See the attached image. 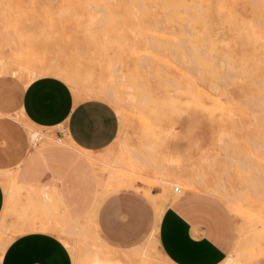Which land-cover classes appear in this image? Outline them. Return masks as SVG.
Listing matches in <instances>:
<instances>
[{"label": "rangeland", "instance_id": "obj_1", "mask_svg": "<svg viewBox=\"0 0 264 264\" xmlns=\"http://www.w3.org/2000/svg\"><path fill=\"white\" fill-rule=\"evenodd\" d=\"M134 2L0 0V112L16 109L18 86L49 66L76 101L97 99L86 94L92 88L116 95L115 103L99 98L118 125L92 153L100 182L86 210L64 227L38 225L58 233L73 264H171L158 248L156 216L176 198L202 194L233 220L232 250L218 264L260 263L264 0ZM33 128L32 150L65 142L59 127ZM11 232L1 219V251Z\"/></svg>", "mask_w": 264, "mask_h": 264}, {"label": "crops", "instance_id": "obj_2", "mask_svg": "<svg viewBox=\"0 0 264 264\" xmlns=\"http://www.w3.org/2000/svg\"><path fill=\"white\" fill-rule=\"evenodd\" d=\"M68 87L51 74L39 75L18 86L16 109H6L9 115L0 112V171L11 173L20 189L19 195L8 197L0 182V220L14 235L0 264H73L58 233L38 224L50 227L59 219L63 225L86 210L92 186L100 182L86 153L92 155L112 142L118 120L107 102L76 101ZM33 126L61 128L66 144L58 138L60 145L32 150L29 145L40 138L31 142L29 130L40 134ZM31 224L38 226L30 229ZM158 225V248L177 264L223 262L236 238L230 216L202 194L170 201ZM259 261L256 264H264V259Z\"/></svg>", "mask_w": 264, "mask_h": 264}, {"label": "bare ground", "instance_id": "obj_3", "mask_svg": "<svg viewBox=\"0 0 264 264\" xmlns=\"http://www.w3.org/2000/svg\"><path fill=\"white\" fill-rule=\"evenodd\" d=\"M131 1V0H130ZM132 2H134V0H132ZM169 2V1H168ZM135 3V2H134ZM139 4V3H138ZM133 5V4H132ZM135 5H137V4H135ZM146 7V6H145ZM138 9V8H137ZM144 11V10H143ZM164 12H166L165 10H164ZM188 13H189V11H188ZM178 14V13H177ZM195 54V53H194ZM197 57H198V54H197ZM200 59V58H199ZM196 61V60H195ZM202 62V61H201ZM4 70V69H3ZM61 71H58V70H54V69H52V67H45V68H42V69H40V70H38L37 72L36 71H34V72H32L31 73V77L32 78H36V77H38L39 75H49V74H51V75H62V77L64 76V74L61 72ZM1 74V73H0ZM12 74H14V73H12ZM67 74L68 73H66L65 75L67 76ZM68 77V76H67ZM68 78H66V80H67ZM73 79H74V77H73ZM72 80V79H71ZM70 80V81H71ZM69 81V80H68ZM117 85V84H116ZM116 87V86H115ZM114 88V87H113ZM113 88L111 87V90H113ZM108 89V88H107ZM106 89V87H105V89H87V92H86V94H87V96H89V97H94V98H97V99H99V98H107L108 100H110V101H113L114 103H115V100H114V97L116 96V95H114L111 91H109V89L107 90ZM115 89V88H114ZM176 90V89H175ZM88 97V98H89ZM136 98V97H135ZM133 103V102H132ZM116 109V108H115ZM117 110V109H116ZM264 123V122H263ZM261 129V128H260ZM29 132V135H30V139H31V142H35L36 141V139L40 136V134L38 133V132H36V131H33V130H29L28 131ZM55 141H56V143H59L60 141L59 140H57V139H55ZM69 142V141H68ZM61 143H63V144H66V141L65 142H61ZM87 154V156L89 157V159H90V161H91V163L92 164H96V162H95V158L91 155V153H86ZM102 164V163H101ZM113 164V163H112ZM13 177V176H12ZM12 177H11V173H8V172H2V171H0V182H1V184L3 185V187H4V189H5V191L8 193V197H10V195H14L16 192L18 193V195H19V192L17 191V186L16 185H14V181H13V179H12ZM9 178H11L12 179V181H11V183H10V180H9ZM9 180V181H8ZM187 181H188V179H187ZM163 182H165V184L167 183V181H163ZM190 183V182H189ZM188 184V183H187ZM150 191V190H149ZM14 192V193H13ZM12 193V194H11ZM143 193V192H142ZM15 196V195H14ZM145 196V195H144ZM7 197V198H8ZM9 199V198H8ZM150 200H152V199H150ZM52 201H54V200H52ZM56 201V200H55ZM54 201V202H55ZM7 204H8V202H6ZM56 203H57V201H56ZM56 203H55V209H56ZM44 204V203H43ZM51 204V203H50ZM49 205V204H48ZM6 206H8V205H6ZM53 206V205H52ZM6 208V207H5ZM8 208V207H7ZM161 209V208H160ZM58 210V209H57ZM162 209L158 212V214H157V216H156V222H155V225H154V228H153V230H158L157 228L159 227V225H158V222H159V218H160V215H161V213H162ZM57 211H55V213H56ZM55 218V217H54ZM56 222L58 223V224H60L61 226H62V222L58 219V220H56ZM64 224V223H63ZM83 224H85V223H82V225ZM60 225H58V226H60ZM82 225L81 224H75V226L78 228V227H82ZM37 226V225H36ZM56 227V226H55ZM63 227H64V225H63ZM85 227V226H84ZM35 228V227H34ZM57 229V228H56ZM62 229V228H61ZM78 229H84V228H78ZM74 230V229H73ZM76 230V229H75ZM69 232V231H68ZM70 233V232H69ZM76 233V232H75ZM156 234H158V233H156ZM148 240V239H147ZM146 240V241H147ZM99 241V240H98ZM149 241V240H148ZM102 242V241H101ZM100 242V243H101ZM151 242H152V240H151ZM98 243V242H97ZM99 243V244H100ZM149 243V242H148ZM104 244V243H103ZM149 245V244H148ZM147 245V246H148ZM104 246V245H103ZM105 248H107V247H105ZM141 248V247H140ZM139 248V249H140ZM142 250V249H141ZM1 251V250H0ZM2 252V251H1ZM120 252V251H119ZM144 252H145V250H144ZM144 252L143 251H141L140 253H142V254H144ZM115 253V252H114ZM116 253H117V250H116ZM139 253V252H138ZM147 253V252H146ZM244 253V252H243ZM249 253V252H248ZM118 254V253H117ZM123 254V253H122ZM136 254V253H135ZM251 254V253H250ZM252 255V254H251ZM123 256H126V255H123ZM144 256V255H143ZM166 256V255H165ZM230 256H233V255H230ZM96 258V257H95ZM126 258H127V256H126ZM166 258H167V261H168V263H171V264H173L172 263V261L166 256ZM166 258L164 257V259L166 260ZM110 259V258H109ZM232 259V258H231ZM113 260V259H112Z\"/></svg>", "mask_w": 264, "mask_h": 264}, {"label": "built area", "instance_id": "obj_4", "mask_svg": "<svg viewBox=\"0 0 264 264\" xmlns=\"http://www.w3.org/2000/svg\"><path fill=\"white\" fill-rule=\"evenodd\" d=\"M172 191H173L175 194H177V193L180 192V189H179L178 186H174L173 189H172Z\"/></svg>", "mask_w": 264, "mask_h": 264}]
</instances>
